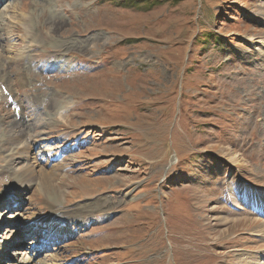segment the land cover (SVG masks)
Listing matches in <instances>:
<instances>
[{
  "label": "rangeland",
  "instance_id": "1",
  "mask_svg": "<svg viewBox=\"0 0 264 264\" xmlns=\"http://www.w3.org/2000/svg\"><path fill=\"white\" fill-rule=\"evenodd\" d=\"M8 133L63 156L55 210L91 214L35 264L264 263V0H1L0 147ZM4 162L0 195L23 167ZM33 181L0 201V225L38 228L18 250L0 229L2 264L46 240Z\"/></svg>",
  "mask_w": 264,
  "mask_h": 264
},
{
  "label": "bare ground",
  "instance_id": "2",
  "mask_svg": "<svg viewBox=\"0 0 264 264\" xmlns=\"http://www.w3.org/2000/svg\"><path fill=\"white\" fill-rule=\"evenodd\" d=\"M10 1L15 2L16 0H10ZM0 2H1V0H0ZM12 9L16 15H18L21 19L23 18L24 14L22 12H17V10L14 8V6L11 7V10ZM2 17H4V16L2 15ZM61 65L63 67L67 66L66 62H62ZM10 134L11 133H8V138H6V139H8V143H7L8 145L0 147V164H1V162H4V161H5L4 163H6V165H13V163H15V162H16V164L21 162L23 164V167H21L19 172H17V173L13 172L12 173V175H11L12 178L10 176V180H9L11 187L9 190L1 193L0 196H2V199H0V201L4 204L8 205V207L10 209L19 207V205L13 204V203L19 202V201H16V199H15V197L18 198V196H15L12 199L13 200L12 203L10 201L11 196L14 193L18 192L19 196L21 197L23 195V192L27 191L29 189V186L34 182L33 180H38L39 186H40L39 190L43 191L47 195V198H46L47 201L44 200L43 203L47 204L48 201L50 203L48 205L50 212L48 211L49 214H48V216H46L47 214L45 215V220H44V224H46L48 226V229H46V234H47L46 240L40 234L39 235L40 237L38 238V240H36L30 244V246H31L30 254H27L26 252L16 251V249H15V250L11 251V253H13L15 255H12L9 258V259L16 260V262H17L16 264H35L37 262L36 258L39 254L40 249L42 248L44 250H48L49 249V246H48L49 241H54L53 240V239H55L54 236H61V237H59V240H57V242H61V241H66L72 235L78 234L80 232V229L83 226L89 224L88 218L89 219L91 218L90 217L91 214L86 213L84 215L83 213L86 212V210H85L84 212L80 213V215H65V213H63L62 210H60V212H59V210H55L54 209V207H55L54 199L58 193L55 192V194H54V190L56 189V184L60 185L58 183V181L63 178V173L66 172L68 169V167H66V165H65V161L63 159V156H61L59 154H55L54 148H51L50 146H47L46 144L41 145L39 140L36 139L37 137L32 133H29L27 136V140L30 144H25V145H20V143H22L23 141L18 135H14L13 133L11 135ZM33 138H35V141H33ZM41 141H46V140H41ZM47 143H48V141H47ZM14 145L16 146L15 148H9V147L14 146ZM3 154L6 155V158L3 157ZM42 167H44V168H42ZM0 171H2V169ZM58 178H61V179H59L57 181ZM1 186H2V183H0V187ZM36 189H38V188H36ZM245 196H248V194L246 193ZM234 198L235 197H233V199ZM245 198L246 197H242V198H238L237 200L240 201V199L243 200ZM24 199L27 200L28 202L30 200L29 205H31L30 196L27 198L25 197ZM237 200L234 199V201L231 202V204L232 205L234 204L235 206L240 205L239 208L241 207V205L242 206L243 205L252 206L250 203L247 202L246 199H245L246 202L244 201L242 203V201H241L242 204L240 202H238ZM256 203L259 204V201H256ZM81 204L86 209L91 208V204H89L87 202H82ZM243 207H241V208H243ZM259 209H260L259 210L260 213L264 214V203H262V204L260 203ZM234 210H236V209H234ZM242 210L244 211V209H242ZM88 211H90V210H88ZM19 213L20 212H18V211L12 213V216L10 217L9 222L10 223H16L17 221H19L21 218V215ZM1 214H2V211H1ZM24 214H28L24 217H28L27 219L29 221H35V218H30V217H35L36 215L31 214V213H26V212H24ZM263 218L264 217L262 216V219ZM219 219H220V221H219L220 223L225 224V223L230 222L229 224L232 226L247 221V220H239V219L226 221L227 219H223V218H219ZM23 220L25 221L26 219H23ZM32 223H35V222H32ZM248 223H250L249 225H251L252 221L251 222L248 221ZM255 227H258V228L256 229V232L252 231V232H254L253 234H257L258 237L262 238V239L259 238V240L264 241L263 240L264 239V220L252 228L254 229ZM33 228H35V226H33L31 228H27V230H25L23 232H21V231L19 232V231L9 230V229L5 228L4 223H2L0 225V229H4L3 231H4L5 235L10 234L9 239L4 241V242H6V243L10 242V239L13 237L11 240L12 242H10L9 244H12L13 246L17 245L16 246L17 250L20 247L19 239L21 237H24V235L29 237L33 233L37 232L38 228H36V229H33ZM8 231H9V233H8ZM254 237H255V235H254ZM38 241H42V243L39 244ZM4 242H2L3 244L0 243V264H2L4 262V260L1 259V256H2L1 254H3L5 252V249L7 248V246L5 245ZM215 246H219V245L216 243ZM222 255H225V257H226L229 255V253H226V254L222 253ZM244 255H246V254H244ZM19 257H20V259H18ZM241 257L237 258V262H236L237 264H264V263H261L259 261V259H261V256H260V258L256 257V256L251 257V258H249L247 256H245V257L243 256L244 258H241ZM68 261H72V260H68ZM13 264H15V263H13ZM53 264H56V263H53Z\"/></svg>",
  "mask_w": 264,
  "mask_h": 264
}]
</instances>
